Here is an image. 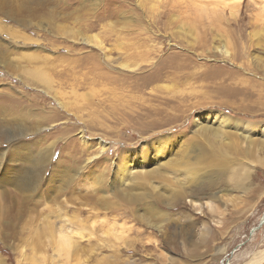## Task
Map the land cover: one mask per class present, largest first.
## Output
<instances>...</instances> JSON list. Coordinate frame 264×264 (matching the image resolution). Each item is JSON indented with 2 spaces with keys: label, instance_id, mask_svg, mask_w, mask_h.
Segmentation results:
<instances>
[{
  "label": "rangeland",
  "instance_id": "rangeland-1",
  "mask_svg": "<svg viewBox=\"0 0 264 264\" xmlns=\"http://www.w3.org/2000/svg\"><path fill=\"white\" fill-rule=\"evenodd\" d=\"M263 213L264 0H0V264H264Z\"/></svg>",
  "mask_w": 264,
  "mask_h": 264
},
{
  "label": "bare ground",
  "instance_id": "bare-ground-1",
  "mask_svg": "<svg viewBox=\"0 0 264 264\" xmlns=\"http://www.w3.org/2000/svg\"><path fill=\"white\" fill-rule=\"evenodd\" d=\"M42 75V74H41ZM41 75L40 74H38L37 75V77L38 78H40L41 77ZM42 78H43V76H42ZM36 115V114H35ZM35 115H33L34 117H35ZM16 116V115H15ZM37 116V115H36ZM42 119H44V117L42 118ZM20 123H21V125H25L27 122H26V120L24 119V117H23V119L22 120H18ZM26 122V123H25ZM13 128V127H12ZM17 128V127H16ZM15 128V129H16ZM27 131V128H26V126H20L19 128H17V130L16 131H14L13 130V132H14V134L16 135V136H19V135H22L23 133L25 134V132ZM14 148V147H13ZM19 149H15V151H18ZM20 151H18L17 153H19ZM9 179H7V181H8ZM14 180H12V182H13ZM27 183H28V181H27ZM132 212V211H131ZM132 214V213H131ZM263 215H264V213H263ZM263 215H262V218H261V220H260V222L263 220ZM259 222V223H260ZM264 223V221L262 222V224ZM61 244L62 245H66V243H65V241H62L61 242ZM111 247V246H110ZM115 254V253H114Z\"/></svg>",
  "mask_w": 264,
  "mask_h": 264
},
{
  "label": "water",
  "instance_id": "water-1",
  "mask_svg": "<svg viewBox=\"0 0 264 264\" xmlns=\"http://www.w3.org/2000/svg\"><path fill=\"white\" fill-rule=\"evenodd\" d=\"M263 217H264V215H263ZM264 221V218H263V220L259 223V226L256 228H253L252 230H251V233H254V231H256L260 226H261V224H262V222Z\"/></svg>",
  "mask_w": 264,
  "mask_h": 264
}]
</instances>
